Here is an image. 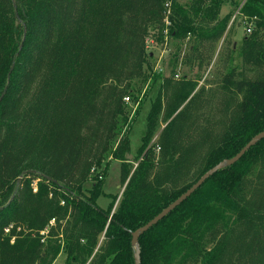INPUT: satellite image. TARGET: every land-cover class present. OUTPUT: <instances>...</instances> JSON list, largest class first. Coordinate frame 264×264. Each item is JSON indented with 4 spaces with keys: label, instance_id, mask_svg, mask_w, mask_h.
<instances>
[{
    "label": "trees",
    "instance_id": "1",
    "mask_svg": "<svg viewBox=\"0 0 264 264\" xmlns=\"http://www.w3.org/2000/svg\"><path fill=\"white\" fill-rule=\"evenodd\" d=\"M227 1L0 0V264H50L61 252L64 264H135L130 230L264 129V77L250 79L231 61L216 118L199 128L203 87L162 75L147 50L166 17L177 39L221 37ZM230 1L255 22L242 39L243 61L264 69V0ZM157 81L133 166L140 86ZM163 105L166 125L152 141ZM112 159L126 184L118 201L105 193L104 206ZM139 245L140 264H264V137Z\"/></svg>",
    "mask_w": 264,
    "mask_h": 264
},
{
    "label": "rangeland",
    "instance_id": "2",
    "mask_svg": "<svg viewBox=\"0 0 264 264\" xmlns=\"http://www.w3.org/2000/svg\"><path fill=\"white\" fill-rule=\"evenodd\" d=\"M180 1L187 3L189 0ZM220 16L223 18L230 17L223 35L215 40L203 38L202 42L198 43V37L194 33L187 35L184 39H177L170 34L172 28L170 21L165 23L162 35L161 32L152 31L146 39L147 50L150 51L151 60L156 71H160L162 75H173L176 80L191 77L198 82L196 90L203 87L202 93L206 97L207 102L201 107L204 108L201 114H196L200 109L194 111L195 122L199 128L206 123H213L216 118L215 108L219 106L221 97H217V93L220 90L221 93L223 91L221 86L222 79L231 61L237 65L238 72L242 71L250 79L264 77V69L246 65L239 52L243 36L248 32L247 28L251 26L253 29L255 22L251 21L248 23V19L240 13V6L233 4L230 0L222 6ZM233 48L235 49L234 51H232ZM140 87L142 88L141 94L144 96L143 104L140 109L141 112L129 133L131 157L127 156V161L133 166H135V163L137 164V150L146 130L147 114L152 102L157 98L161 90V81H157L152 86L146 83ZM132 103V100H130L129 104L132 105ZM164 106H162L158 126L152 141L158 137L161 129L166 125ZM194 131H197V129H194ZM110 161L108 174L103 186L104 193L98 200L104 206L109 202V198L105 193H116L119 197L126 184H123L121 180V161L118 159ZM90 183V181L87 182L86 186H89ZM45 231L47 232V230H42V232ZM64 260L65 254L61 252L50 264H64Z\"/></svg>",
    "mask_w": 264,
    "mask_h": 264
},
{
    "label": "water",
    "instance_id": "3",
    "mask_svg": "<svg viewBox=\"0 0 264 264\" xmlns=\"http://www.w3.org/2000/svg\"><path fill=\"white\" fill-rule=\"evenodd\" d=\"M5 91L1 94L0 100L4 96ZM264 137V129L254 135L241 149L238 151L233 157L225 158L213 167L209 168L206 172H204L200 178L195 181L186 191H184L180 196H178L174 201L169 203L165 208H163L158 214L152 217L149 221H147L142 226L136 228L135 230H130L132 234V244L135 247V264H140L141 256H140V245H139V236L151 228L153 225L158 223L163 217H165L170 211H172L176 206H178L182 201H184L187 197H189L209 176L215 173L217 170L235 163L238 161L241 156L252 146L254 145L259 139ZM128 156L131 157V154ZM125 187V185H124ZM120 195L117 199L119 200ZM116 201V203H117Z\"/></svg>",
    "mask_w": 264,
    "mask_h": 264
},
{
    "label": "built area",
    "instance_id": "4",
    "mask_svg": "<svg viewBox=\"0 0 264 264\" xmlns=\"http://www.w3.org/2000/svg\"><path fill=\"white\" fill-rule=\"evenodd\" d=\"M166 7L168 8V9H167V16H168V15H169V12H170V2H169V1L166 2ZM165 21H166V22L169 21L168 17L165 18ZM251 29H252V27L249 26V27L247 28L248 32H251ZM125 99L128 101V100H129V97H125ZM159 149H160V147L157 148V150H159ZM62 203H64V202L62 201ZM54 221H55V218H52L51 221H50V223L53 224ZM45 230H47V229H45ZM45 232H46V231H45ZM42 233H44V232H42Z\"/></svg>",
    "mask_w": 264,
    "mask_h": 264
}]
</instances>
